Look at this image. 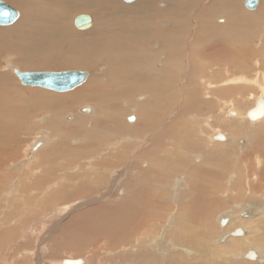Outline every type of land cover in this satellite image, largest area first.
<instances>
[{
    "label": "rangeland",
    "instance_id": "374dc122",
    "mask_svg": "<svg viewBox=\"0 0 264 264\" xmlns=\"http://www.w3.org/2000/svg\"><path fill=\"white\" fill-rule=\"evenodd\" d=\"M1 1L14 7L19 12V17L10 25H4L3 27L0 25V29L13 27L18 23L21 17L20 9L7 0ZM211 1L212 0H203L197 2L193 8V12H195L198 7L201 9L207 8ZM121 3L123 6H132L137 2L135 0L134 2L127 3L121 0ZM244 3L245 0L240 1V8L244 15L256 16L258 14H263L264 0H261L260 6L257 8L258 10H248ZM160 6H164V4L161 3ZM83 14H90L93 19L95 18L90 12H80L79 14H75L72 22L75 21L77 16ZM214 18V23L217 26L224 27L228 25V19L224 16L218 15ZM192 20L194 21H192L191 27H195L197 24L196 17ZM94 21H97V19H94ZM261 21L264 22V17ZM94 24H97V22H94L92 27H90L89 30L86 29L85 32L84 30L77 29L74 23L72 27L75 33L77 32V35H81L90 32ZM249 29L253 30V34H255L251 45L252 48H246L244 46L246 48L244 50L242 45L239 44L238 49L230 50L236 47V44L230 42L231 48L224 52L223 61L220 60V58H216L218 57L216 56L218 54L217 52L207 53L204 58L202 55L197 56L195 58L196 65L199 68L202 67V69L192 74L194 76L204 77L209 80V82L220 83V81L228 78L231 71L233 73V70H235L234 74H242L249 78L255 77L259 71L264 72V42L262 43V39L258 38V31H255L252 27H249ZM3 37L5 36H0V44L7 39V37ZM250 39L251 38H248L246 41L248 40L247 42L251 43L252 40ZM192 40V38L191 40L190 38L186 39L187 42L190 41L188 43H192ZM66 49L67 47H64L62 52ZM98 49L100 50V48ZM1 53H3L0 59L1 71L9 73L10 77L13 79L10 82L11 84H15L24 92L42 90L41 100H35L36 104L45 106L47 103L56 101L62 105L60 110L66 114H64L62 118L60 117L61 119H48L47 122L45 119L46 117L43 116L44 114H41V124L38 121H36L38 124H33L34 120L30 119L29 121L21 123V126L17 127V129H9L5 128L6 123L3 122L2 117L7 111L1 108L3 105L0 104V232L5 235L6 233H4V230L7 232L9 231L8 234L10 235L6 234L4 239L8 238L6 241L9 242L12 240L15 242L14 248L9 250L3 249L0 252V257L3 256L4 260L9 262L7 264H28V262L29 264H60L63 260L69 258L85 260L91 258L94 262L96 261V263L91 262L92 264H110V262L114 260L116 261L115 264H123L127 261L126 259H132V255L129 253L131 249H133V247L136 248L138 244H142L143 246L146 245L144 248L151 249L150 251L155 253L156 257L159 258L161 262H158L159 264H167V260L170 256L177 257L175 264H185V262L186 264H200L201 262L198 260L200 256H197V253L200 254L203 252L205 256H201L200 258L203 259L208 258L207 255H209L211 251H218L220 249L224 252V249H226L227 252L231 250L228 256L229 261L219 258L218 254V256L214 258L217 262L211 259L209 262H205V264H264V259L260 260L261 262L263 261L262 263L259 261L248 262V260L243 259L241 255L238 256V254H242L247 250L248 252L254 250L251 246H260V251L264 250V224L261 225V229L255 232V234H249V239L244 237V239L240 238L238 240L236 239V241L235 239L230 240L229 242L232 243L245 241L242 247L236 250L231 249L232 243L229 244V242L225 241L228 237L226 236L227 233L229 235V232L234 229L233 226H228V223L225 226L221 225L222 218H227V215L233 214L232 212L239 213L240 211L241 215L242 211L245 209L251 212L253 209L259 208L258 210H261L263 207L264 179L257 181L253 177L257 174H263V176L260 177L264 178V161H262V159L264 160V129H255L257 125L250 124V121L246 117L245 119L249 124H235L234 121H231L225 116L222 109L220 111V108L223 107L220 100H209V103L206 104H203V100H200L193 105L190 104L184 126H188V129H190L192 125H195L192 127L198 132L197 134L201 141L196 140L194 131L182 137L184 131L177 128L179 126L177 124L179 120L176 119V115L179 110L174 113L175 115H171L173 113L171 109L174 110L177 106L175 103H177L178 93L174 90L173 97L170 98L171 95L169 94L167 100L162 99V93H158L160 96L153 98V95L150 96L148 94L149 92L145 91H142V94L138 93L131 101L119 100L117 109L115 110L117 113L114 110L108 111L110 123L104 124L105 127L101 125L95 129H90V126L86 127V125H88V121H91L88 120L90 116L88 114L92 113L93 110L91 104L81 102L77 97L76 100H67L64 103L58 100H46L49 99V97H67L74 95L86 83L67 92H54L41 87L25 86L13 72L9 70L6 71L5 68L7 66L6 64H8L7 58L10 56L19 58L21 55L14 54L13 56V54H8L6 51H1ZM69 53L71 54L70 56L75 54V52H72L70 49ZM252 53H254V55ZM86 54L89 55V59L88 64L85 66L54 65L48 66L47 68H37L27 65L26 67H22V61H20V66L22 67V72L84 70L89 72V75H92L90 76L91 79L96 77V75L100 76L112 63L114 65L115 60L113 61L112 59V61H109V58L106 56H103V58L101 57L102 59L100 58L101 60L99 59V61H95L96 56L91 54V49L89 52H86ZM178 55H180L179 59L183 63L188 55V50L179 51ZM75 56L82 57L76 54ZM161 57H164V55ZM228 58L232 60L235 58L236 61H242L245 63V65L242 66L244 70L247 65H249L250 68L252 66V70L241 71L233 66L230 67L227 63L232 60ZM259 59H262L261 65ZM68 60L64 62L68 63ZM252 60L256 62H252ZM172 62L174 64V61ZM125 63L126 62L123 61L122 66H125ZM236 69L239 72H236ZM101 70L102 72H100ZM185 71L186 69L180 73L182 77ZM185 74H188V72L186 71ZM174 80H177V77H175ZM140 82L143 83L145 80L141 77ZM185 82V80L180 82V89ZM174 84L176 90L177 83L174 81ZM233 87H235V90L228 94H225L224 89H222V97L235 95L237 100L244 97L243 100L237 101V105L239 107L238 110L245 112L252 106V100H247L246 98L247 95H249V89H243L242 87L244 86L240 85ZM139 90H141V88ZM147 94L150 96L149 99L145 96ZM151 100H156V103L152 104ZM73 105L75 107L71 110L72 112L67 113L64 106ZM85 108L89 109V111L86 112L87 114L83 112ZM167 109L169 110L167 111ZM43 110H45L44 107L41 108V113ZM192 111L195 113H192ZM211 115L217 118L221 117L220 123L222 125H226L227 123L223 129L228 132V138L230 135H235L233 136L234 138L230 136L229 139L227 138V140L222 142L225 143L222 146H232L233 148L231 147L230 150L223 151L226 147L219 146L222 143H215L209 140L211 137H209V135L213 136V131L206 127L205 124L207 118ZM131 117H133L135 121L130 122L129 118ZM85 120L87 121L83 125L82 122ZM212 123L214 125L215 120H213ZM200 125H202L201 129H199L201 127ZM167 127L171 128V131L166 133L162 142L157 144V138L162 133L164 135V131ZM200 130H203L206 136L200 135ZM80 135H82V137H80ZM165 139L167 141H165ZM235 143H237V145ZM187 144H192L193 146L189 148ZM169 146L172 147L169 148ZM155 147L158 149L156 148L157 150H155ZM232 149H234V151ZM198 153H201L204 157V159L200 157L202 161L201 164L204 162V165L200 168L197 167L199 160L197 163V159L194 160L195 157H197L196 155H199ZM180 154H187L188 159L185 162H188L186 164L190 166L186 169L183 168L184 173L182 169H175V166L177 168L179 165L178 162L180 163V161L177 159L178 162L176 163V161L171 159L173 155L178 156ZM189 154H193V157L191 158ZM255 155L259 156L260 159L262 158L261 161H258L260 163L258 165L257 161L255 162ZM136 164H138V169L141 173L140 177L136 176L137 170L133 169ZM192 167L197 169L194 177L190 175L193 172L188 171V169H192ZM258 167L259 169H257ZM70 170L72 172H70ZM34 171L36 173H34ZM233 175H237L235 177L236 180L231 179ZM176 179L179 181L181 180L180 182H182V185H184V180H186L188 186L195 188L193 192L196 193L193 197L194 199L191 198L189 201L185 202L182 199V195L179 197L181 200L176 202V192L173 191L174 196H172L169 189H167L168 192L166 189H163L164 185L167 184L169 186ZM55 183H57V185ZM53 184L56 185V187ZM131 185L134 186L132 197H128L127 194L125 198L123 192L127 190V192H129V187H132ZM187 185L185 184L186 187ZM46 188L47 191L45 190ZM158 190L159 192H156ZM162 192H164L165 197L162 195ZM221 193L223 195L226 194V196H223ZM154 198H156L157 202ZM81 199L83 202L80 201ZM123 199L125 200L123 201ZM259 214L262 215L260 211ZM240 215L238 216L239 219L241 218ZM173 218L175 221L178 220L176 224L177 228H175V221L173 227H168V225L173 223ZM179 220L181 221L179 222ZM229 221L230 219H228V222ZM261 221L264 222V219ZM7 222L8 224L5 226L4 223ZM243 222L245 221L239 220L238 225H242ZM43 223L46 224L44 225ZM240 227L243 228L242 226ZM34 231H36V235H34ZM245 235H248V233L245 232ZM254 235H256V237ZM22 237L23 239H21ZM252 237L254 240L251 239ZM261 237L263 240L260 239ZM38 246H40V248ZM3 247L4 246H2V248ZM186 249L191 250V252H187ZM180 253L182 258L184 257V261L182 262L180 261L182 258L179 257ZM262 254L264 255V253ZM86 255L89 256L87 257ZM236 255L239 258H237ZM85 256L87 258H85ZM27 259L29 260L27 261ZM192 259L197 261L195 262ZM130 260H128L127 263H132V260ZM211 261L214 262L211 263ZM5 263L2 262V264Z\"/></svg>",
    "mask_w": 264,
    "mask_h": 264
},
{
    "label": "bare ground",
    "instance_id": "6f19581e",
    "mask_svg": "<svg viewBox=\"0 0 264 264\" xmlns=\"http://www.w3.org/2000/svg\"><path fill=\"white\" fill-rule=\"evenodd\" d=\"M7 1L14 4L16 7H18L20 9L21 17H20L18 23L16 25H14L13 27L0 29V36L1 35L5 36L3 38L7 37V39H5L0 44V50L2 49L1 51H6L8 54H13V56H14V54H20L21 55V57H19V58L12 57V56L7 58L8 64H6L7 66L5 67L6 71L9 70V71L13 72L14 75L17 76L18 78H19V76L17 75V71L21 70V72H22L23 71L22 67H26L27 65L31 66V67H37V68H47L48 66H54V65L85 66L88 64V59H89V55L86 54V52H89L90 49H91V54L96 56L95 61H97V60L99 61V59L101 57L103 58V56H106L107 58H109V61H112V59H113V61L115 60L114 65L112 63L109 66V68L106 67L107 70L105 69L106 71L104 70L105 72L103 71V73L100 76L96 75V77H93L90 79V76H92V75H89L88 78L81 85H83L84 83H86V84L79 91H77L74 95H70L67 97L66 96H64V97H49V99H46V100H58L59 102L62 101L64 103L67 100H69V101L76 100V97H77V98H79V100L81 102L91 104L93 110H92V113L88 114V115H90L88 120H91V121H88V125H86V127L90 126L89 127L90 129H92V128L95 129L96 127H99L101 125L104 126V124L110 123L108 111H110V110L115 111L117 109V104H118L119 100H130L131 101L134 99V96H136L138 93H141L142 91L149 92L148 94L150 96L153 95L152 96L153 98L160 96L158 93H162L163 94L162 99L167 100L169 94L171 95L170 98L173 97V90L178 93V97H177V103H175V104H177V106L174 110L171 109L173 112L171 115H173L175 112H177V110H179L177 112V115H176L177 118L176 119L179 120L177 123L179 126L177 128L181 129V131H184L182 133V137H185L190 132L194 131L196 140L201 141L199 135L197 134L198 132L192 127L195 125H192L190 129H188V126H184V124L187 120L186 116L188 114L190 104L193 105L195 102H199L200 100H203V102H204L203 104L209 103V100H220L221 105L223 106L220 108V111L222 109V111L225 113V116L227 118H229L231 121H234L235 124H237V123H242V124L248 123V121L245 119V117H246L250 121V124L257 125V127H255V129H258V130L264 129V116L261 119L256 120V121L250 120L247 116L248 111L251 108L255 107V104L257 103L258 100H261L264 102V72H262V71H259L258 73L256 72L257 74L255 77L249 78V77L244 76L242 74H240V75L234 74L235 70H233V73H232V71H231V74L228 73L229 74L228 78H225L223 81H220V80H222V79H220L219 80L220 83L219 82H217V83L216 82L215 83L209 82V80L205 79L204 77L194 76L192 74L194 72H198L199 70L201 71V69H202V67L199 68L196 65L195 58L197 56L202 55V57L204 58L207 55V53L217 52L218 54L216 56H218V57H216V58H220V60H222L223 56L225 55L224 52L229 50V48H231L230 44H229L230 42L232 44H236V47H234L233 49L231 48L230 50L238 49L239 44L242 45L244 50L246 48H250L252 43H253L255 34H253L254 33L253 30H250L249 27L250 28L252 27L253 29H255V31L259 32L258 38H261L262 43H263L264 42V22H262L261 20L264 17V15H263L264 10L262 11L263 14H258L256 16L255 15L254 16H246L242 13V10L240 8V1L241 0H212L207 8L201 9L198 7V8H196L195 12H193L194 11L193 8H194L195 4L197 2H201L203 0H138V1L136 0L137 3L133 4L132 6H125V5L123 6V4L121 3V0H7ZM161 3L164 4V6H160ZM259 6H260V4H259ZM259 6L257 8H259ZM80 12H82V13L83 12H90L93 16H95L94 19H97V21H94V19L92 18L93 23L97 22V24H94V27L90 32L84 33L81 35H77L76 34L77 32L75 33L74 28L72 27V24L74 23V22H72V19L75 16V14H77V13L79 14ZM218 15L224 16L225 18L228 19V25L227 26L220 27L214 23L215 22L214 17L218 16ZM194 17H196L197 24L195 27H191L192 21H194L192 19ZM249 24H250V26H249ZM259 30H261V31H259ZM84 32H85V30H84ZM187 38L188 39L190 38V40L192 38L193 39L192 43H188L190 41L187 42L186 41ZM243 38H245V39H243ZM248 38H251L250 39V40H252L251 43H248L247 42L248 40L246 41V39H248ZM64 47H67V49L64 52H62ZM263 47H264V45H263ZM68 48L72 52H75L76 55H79L82 57L75 56L74 53H73L74 54L73 56H70L71 54L69 53ZM98 48H100V50ZM186 49L188 50V55L182 63L179 59L180 55H178V54H179V51H183ZM67 50H68V52H67ZM98 50H99V52H98ZM1 51H0V59L2 57L1 54H3V53H1ZM61 52H62V54H61ZM77 52H80V53H77ZM252 54L254 55V53H252ZM163 55H164V57H161ZM253 55H252V57H253ZM68 59L69 60L71 59L70 63H69ZM228 59H230V58H228ZM65 60H68V63H65L64 62ZM230 60H232V59H230ZM234 60H235V58H234ZM234 60H232L230 62L228 61L227 64H229L230 67L233 66L234 68H237V69L243 71L244 68L242 66L245 65V63L242 61H236V60L234 61ZM261 60L262 59H259L260 65H261ZM20 61H22V63H23L21 65L22 67L20 66ZM123 61L126 62L124 64L125 66H122ZM172 61H174V64ZM252 62H256V61L252 60ZM246 64H247V62H246ZM16 65L19 66L20 68L17 67ZM13 67L18 68L19 70L16 68H13ZM184 67H186V68H184ZM251 68H252V66H251ZM251 68L249 67V65H247L244 71H250V70H252ZM184 69H186L188 74H185L186 73V71H185L184 76L182 77L180 73H182V71ZM237 69H236V72H239V71H237ZM74 70H76V69H74ZM222 70H223V68H222ZM79 71H84V70H79ZM24 72H26V71H24ZM45 72H52V71H45ZM100 72H102V70ZM176 72H177V74H176ZM94 73H95V71H94ZM179 76H180V81H179ZM141 77L145 80V82H143V83L140 82ZM175 77H177V80H174ZM220 78H222V77H220ZM11 80H13V79L10 77L9 73L2 72L1 66H0V104L3 105L1 108L6 109V111H7L5 114L2 115L3 122L6 123L5 128L17 129V127L21 126V123L29 121L30 119L34 120L33 124L37 123L36 121L40 122V124H41V120H40L41 114H44L43 116L46 117L45 118L46 122L48 121V119L55 120L57 118H60V117L62 118V116H64L65 112H62L60 110L62 105H60V103H57L56 101L52 102V103H47L45 106H41V104L40 105L36 104L35 100H37V99L41 100V91L42 90L41 91L36 90V91H31V92H28V91L24 92L15 84H11L10 83ZM19 80H20V78H19ZM182 80L183 81L185 80L186 82L180 89V84H181L180 82H183ZM174 81H175V83H177L176 90H175ZM81 85H79V86H81ZM238 85L244 86V87H242L243 89H249V95H247L246 98H247V100H252V106L250 108H248L245 112H241L240 110H238L239 107L237 105V101L243 100L244 97H241L239 100L236 99L235 95H228L227 97H222V93H221L222 89H224L225 94H228V93H232L235 90L234 89L235 87H233V86H238ZM248 87H251V88H248ZM140 88H141V90H139ZM43 89H45V88H43ZM50 91H52V90H50ZM54 92H56V91H54ZM148 94L145 96H147V98L149 99L150 96ZM155 103H156V100H153L152 104H155ZM74 105L73 106H64V108H66V110H67V113L72 112L71 110L75 107ZM126 105H128V104H126ZM42 107H44L45 110H43L41 113ZM174 107H175V105H174ZM231 109H232V111H231ZM168 110L169 109H167V111ZM226 110H227V113H226ZM115 112L117 113V111H115ZM192 113H195V112L192 111ZM214 114H216V113H214ZM229 114H230V116H229ZM212 115L209 118H207V121L205 124L206 127L210 128L213 131V136L209 135V137L211 136L209 138V140L213 141L215 143H222L223 141L216 140L215 137L217 136V134L221 133L225 136V140H227L229 134H228V132H226L223 129V128H225L227 123H226V125H222L220 123L221 117L217 118V117H213ZM70 116H73V115H70ZM207 117H208V115H207ZM213 120H215L214 125L212 123ZM86 121L87 120L83 121L82 124L84 125V123ZM192 121H193V119H192ZM202 124H204V123H202ZM200 126L201 127L199 129L202 128V125H200ZM189 127H190V125H189ZM196 128H197V126H196ZM60 129H62V128H60ZM170 131H171V128L167 127V129L164 131V135L162 133L157 138V140H156L157 144L162 142L165 134L169 133ZM40 132H41V130H40ZM199 133H201L200 135H205L203 130H200ZM230 134H232V133H230ZM230 136H229V138H230ZM233 136H235V135H233ZM233 136H231V138H234ZM80 137H82V135H80ZM47 138H48V136H47ZM143 138H144V135H143ZM230 140H232V139H230ZM165 141H167V140L165 139ZM223 144H225V143H222L219 145L221 147H226V149H224L223 151H228L232 147V146L231 147L230 146H222ZM235 144L237 145V143H235ZM215 145H213V146H215ZM187 146L189 148H191L193 145L187 144ZM171 147L172 146H169V148H171ZM156 148L157 147H155V150L158 149V148L157 149ZM169 148H168V150H169ZM185 148H187V147H185ZM185 148H183V149L186 150ZM232 150L234 151V149H232ZM236 152H238V151H236ZM189 155H191V158L193 157V154H189ZM194 155H196V154H194ZM256 155H258V154H256ZM196 156L198 158L195 157L194 160L197 159L196 163L199 160L198 161L199 164H197L198 166L197 165L196 166L200 168L201 166L204 165V162L201 164L202 161L200 159V157H203V156L201 153L199 155H196ZM238 156H239V154H238ZM29 158H31V157H29ZM171 159L173 161H176V163L178 162V160L180 161V163L178 162L179 165L177 166V168L175 166V169H177V170H179V169L183 170V168L186 169L187 167H190V166H188V164H186L188 162H185L188 159L187 154H180L178 156L173 155ZM202 159H204V157ZM261 159L259 156H256L255 162L257 161V165L260 164L258 161H261ZM262 161H264V160L262 159ZM206 162H208V161H206ZM133 164H135V163H133ZM154 164H155V162H154ZM234 164H235V162H234ZM76 165H77V163H76ZM244 165H246V164H244ZM232 167H233V165H232ZM226 168H227V166H226ZM133 169L137 170L136 176L140 177L141 173L138 169V164H136V166H134ZM257 169H259V167ZM93 171H94V169H93ZM188 171L193 172L190 175L194 177L196 175L195 172L197 171V169L195 167H192V169L189 168ZM237 171H238V169H237ZM65 172H63V173H65ZM70 172H72V171L70 170ZM34 173H36V172L34 171ZM183 173H184V170H183ZM231 173H233V172H231ZM59 174H60V172H59ZM236 176L233 175L231 177V179H235ZM260 176H263V174H260V175L257 174L253 178L257 181H261L264 178H261ZM187 180H188V178H187ZM180 181L176 179L169 186L167 184L164 185L165 183L161 184V185H164L163 189H166V191H167V189H169L172 196H174L173 193L176 192V197H177V198L175 197L177 200L176 202H179V200H181V198H179V197H181L182 195H183L182 199L185 202L189 201L196 194V193H193L195 188L188 186L186 180H184V182H185V183H183L184 185H182V182H180ZM221 181H223V180H221ZM226 182H228V181H226ZM55 184L57 185V183H55ZM185 184L187 185V187L185 186ZM56 185H54V186L56 187ZM175 186H177V187H175ZM133 187L134 186L129 187L130 188L129 192H127L128 190L126 192L125 191L123 192V195L125 196V198L127 197V194H128V197H132ZM189 188H190V190H189ZM174 189H176V190H174ZM227 189H228V187H227ZM45 190L47 191V188ZM156 192H159V190ZM237 192H239V191H237ZM16 193L20 194L19 192H16ZM160 193H161V191H160ZM162 193H163L162 195L164 196V192H162ZM155 194H153V195H155ZM9 195H11V194H9ZM160 195H158V196H160ZM223 196H226V194H224ZM156 198H158V197H156ZM156 198H154V199L156 200ZM124 200L125 199H123V201ZM162 200H163V198H162ZM262 200H263V197H262ZM80 201L83 202L82 199ZM86 201H87V198H86ZM156 202H157V200H156ZM242 204H244V203H242ZM8 205H7V208H8ZM262 205H263V207L261 206L262 207L261 210H258L259 209L258 208V209L251 210V212L247 211L244 208L245 210L242 211L241 215H240V211H239V213L232 212L233 214L227 215V218L230 219L229 222H228L227 218H222V220L223 219L227 220L226 224L228 223V226L230 225V226H233V228H234L233 230L231 229L232 231L229 232V235L227 233L226 236H228V237H227V239L224 238L225 241L229 242L232 239H235V241H236V239L237 240L240 238L244 239V237L249 239V237H248L249 234H251V233L255 234V232L259 231L261 229V225L264 224V222L261 221L264 219V203H262ZM67 206H68V204H67ZM62 210H63V207H62ZM259 211H260V213H262V215L259 214ZM239 215L242 219L238 218ZM178 216H179V214H178ZM22 217H23V215H22ZM169 217H171V216H169ZM208 217H209V215H208ZM239 220L245 221V222H243L242 225H238ZM174 221H175V219L173 218V223L168 225V227H173ZM177 221H175L176 222L175 225L177 224ZM180 221L181 220H179V222ZM51 223H53V222H51ZM4 224L6 226L8 224V222L4 223ZM48 225H46V226H48ZM240 226H242L243 228H241ZM175 228H177V225ZM237 229H242L243 234L239 237L231 236L230 234ZM262 229H263V227H262ZM177 230H179V229H177ZM224 231H226V230H224ZM8 232H5V230H4V233H6L7 235H10V234H8ZM34 232H35L34 235H36V231H34ZM245 232L248 233V235H245ZM261 233H263V232H261ZM5 235H3L2 232H0V252L3 249L9 250V249H12L15 247V244H14L15 242H13L12 240L9 242L6 241L8 238L4 239ZM30 235H32V234H30ZM172 236H173V234H172ZM254 236L256 237V235H254ZM31 237H33V236H31ZM21 239H23V237ZM251 239H253V237ZM260 239H262V237ZM178 241H180V240H178ZM146 243H148V242H146ZM230 243H232V242H229V244ZM243 243H245V241L233 242L231 244V249L236 250L239 247H242ZM2 246H4V247L2 248ZM133 246H134V244H133ZM19 247H21V246H19ZM38 247L40 248V246H38ZM144 247H146V245L143 246L142 244H138V246L136 248L135 247H133V249L130 248L131 252L129 254L132 255V259H131L132 263L128 262L129 264H156L158 262L161 263L159 261V258L156 257L155 253H152L150 251L151 249L149 250V249H146ZM259 247L260 246H258V247L251 246V248H253L254 250H250V251H254L255 255H256L255 259H253V260H250L246 257L248 250L242 254H238V256L241 255V257L243 259L248 260V262H254V261L261 262L260 260L264 259V255L262 254V253H264L263 252L264 250L260 251ZM123 248H124V246H123ZM148 248H151V247H148ZM164 249H166V248H164ZM224 250H225V252L222 251L221 249L218 251L217 250H215L213 252L211 251L209 253L210 256L207 255V257L209 259L208 258L200 259L201 256H205V254L203 252L200 254L197 253V256H200V258L198 260H200V262H201L200 264H205V262H209L211 259L214 260V258H216L219 254V256H218L219 258L229 261L228 256H229V252L231 250H229L228 252L226 249H224ZM35 251H37V250H35ZM186 251L191 252V250H189V249H186ZM116 252H118V251H116ZM163 252H166V251H163ZM35 253H38V252H35ZM46 253H48V252H46ZM175 253H177V252H175ZM18 255H20V254H18ZM222 255H223V257H222ZM86 256H85V258L88 257V256L87 257ZM238 256H237V258H239ZM179 257L182 258L181 253H180ZM176 258L174 256H170L169 259L167 260L168 261L167 264H175L177 261ZM183 258H182V260H180L181 262L184 261ZM69 259H71V258H69ZM77 259H79V258H77ZM28 260L29 259H27V261ZM72 260H76V259L72 258ZM81 260L83 262L82 264H92L91 262H94L91 258L88 260H85V259H81ZM126 260L128 261L130 259H126ZM64 261L65 260H63L60 264H63ZM127 261H125V263H123V264H128ZM193 261H195V260H193ZM214 261L217 262V260H214ZM214 261H211V263H213ZM2 262H4V263L6 262L5 264L9 263L8 261L4 260L3 256H1L0 257V264H2ZM115 262H116L115 260L111 261L110 264H115ZM94 263H96V261ZM28 264H29V262H28ZM185 264H186V262H185ZM229 264H231V263H229Z\"/></svg>",
    "mask_w": 264,
    "mask_h": 264
},
{
    "label": "water",
    "instance_id": "95a60500",
    "mask_svg": "<svg viewBox=\"0 0 264 264\" xmlns=\"http://www.w3.org/2000/svg\"><path fill=\"white\" fill-rule=\"evenodd\" d=\"M127 3L134 2L135 0H124ZM260 0H246L245 7L248 10H256L260 4ZM19 17V12L9 5L8 3L0 0V25H10L15 22ZM74 25L77 29L86 30L92 27L93 19L90 15L83 14L75 18ZM21 82L25 86L41 87L56 92H67L77 88L81 85L89 76L87 71H61V72H20L17 71ZM89 109H83V112H88ZM247 116L250 120L256 121L264 116V102L258 100L255 107L251 108ZM130 122L134 121V118H129ZM216 140L225 141L223 134H217ZM227 220H221V225H226ZM243 234L242 229H237L230 235L233 237H239ZM246 257L250 260L255 259L256 255L254 251H249ZM81 259H67L63 264H82Z\"/></svg>",
    "mask_w": 264,
    "mask_h": 264
},
{
    "label": "crops",
    "instance_id": "0c3cea01",
    "mask_svg": "<svg viewBox=\"0 0 264 264\" xmlns=\"http://www.w3.org/2000/svg\"><path fill=\"white\" fill-rule=\"evenodd\" d=\"M246 1V0H245ZM5 232H7V231H5Z\"/></svg>",
    "mask_w": 264,
    "mask_h": 264
}]
</instances>
